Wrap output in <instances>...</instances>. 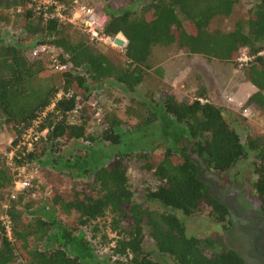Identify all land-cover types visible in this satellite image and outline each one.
Here are the masks:
<instances>
[{
	"label": "trees",
	"instance_id": "1",
	"mask_svg": "<svg viewBox=\"0 0 264 264\" xmlns=\"http://www.w3.org/2000/svg\"><path fill=\"white\" fill-rule=\"evenodd\" d=\"M40 1L0 0V20L10 11L20 20L19 34L0 37V124L11 137L8 151L39 119L37 130L44 132L29 150L15 151L12 164H49L54 180L48 205L30 212L28 205L20 206L18 194L27 189L9 200L3 213L11 222V239L0 221V264L16 259L24 264H160L142 249L144 233L175 264H244L235 252L216 249L210 237L187 235L175 211L184 217L204 214L222 228L230 225L227 208L211 193L195 155L217 177L249 158L253 193L264 215V0H250L246 17L227 31L207 27L214 17L228 16L238 0H102L96 7L107 17L102 32L124 39L117 63L103 51L106 45L75 35L66 21L44 17ZM54 1L66 9L72 3ZM40 43L53 49L52 56L31 55ZM155 45L233 64L244 49L249 59L239 69L241 79L254 91L239 109H261L257 123L247 121L241 137L229 111L210 102L201 88L192 99L167 91L160 99L138 101L139 118L135 111L130 114L133 108L118 111L121 117L105 111L103 129L91 132L93 93L118 85L122 96H130L147 76ZM53 59L66 68L57 70ZM74 141L83 143L79 152L65 156L61 147ZM134 172L142 198L159 211L136 201ZM12 180L0 153V210ZM105 216L116 235L111 263L96 258L81 231Z\"/></svg>",
	"mask_w": 264,
	"mask_h": 264
},
{
	"label": "rangeland",
	"instance_id": "2",
	"mask_svg": "<svg viewBox=\"0 0 264 264\" xmlns=\"http://www.w3.org/2000/svg\"><path fill=\"white\" fill-rule=\"evenodd\" d=\"M73 1V0H72ZM88 4V6L97 9L102 0H81ZM80 0L77 2L81 3ZM250 0H238L233 6L231 13L228 16L214 17L208 24V30L218 29L227 31L233 28L237 20L246 17V10ZM119 0L116 4H121ZM71 5V4H70ZM70 7V6H69ZM68 7V8H69ZM97 7V8H96ZM16 13V12H15ZM14 12L10 11L7 15V20H0V37L7 39L14 38L20 33V20L16 18ZM75 35H87L80 29L71 25ZM72 33V38H76ZM118 36L114 40L116 47L105 46L103 51L112 62H119L121 60L119 47L123 45L122 36ZM88 38V37H87ZM245 56L244 51H240L238 58L243 59ZM236 64L231 62L219 61L213 58H206L196 54H186L181 49L174 45L159 46L155 45L151 48L150 55V69L147 72L145 80L138 86L135 92L130 96H122L118 85L112 87H105L93 93L91 97V104L96 107V113L93 120L90 122V130L95 135L103 129L104 125L100 124L101 113L107 111L108 113H115L118 117L122 116L123 110L130 111L132 115L134 111L138 113V118L143 114L139 110L138 101H146L150 99H160L167 91L174 92L178 97L192 99L195 93L203 88L206 92L207 98L210 102L225 107L231 119H233V126L241 137L244 134V126L247 121L257 123V117L262 114L261 109L249 110L247 107L240 110L243 100L246 97L247 91L244 90L242 84L244 81L241 79L240 67L245 63L243 60L237 59ZM237 84L240 85L236 90ZM133 97V101L129 100ZM114 109H116L114 111ZM121 111V112H118ZM135 117L131 118V123ZM124 128V126L122 125ZM11 137L5 127L0 124V153L7 154L5 148L8 147ZM83 145L80 141H74L70 144L63 145L61 152L66 156L69 153L79 152V148ZM194 157L200 165L201 176L209 186L211 193L218 197L225 199L226 194H232L239 191L243 183H251L253 174L251 165L248 160L242 161L236 165L235 168L229 171L227 175L217 177L210 172L206 171L200 164V160ZM42 159V158H41ZM36 165L37 173L31 184V187L22 193L18 194L20 198L19 205H28V211H34L39 205H48L47 195L50 189V179L54 180V174L50 170L49 164ZM30 166V165H28ZM11 170L13 167L10 168ZM48 172L52 176H48ZM131 181L136 190V201L141 203L143 207L150 210L159 211L161 208L155 203L144 201L141 196V186L138 184L139 178L136 173H132ZM244 181V182H243ZM33 189V190H31ZM11 189L9 190V194ZM8 194V195H9ZM16 198V193H15ZM14 198V199H15ZM11 200L8 197L6 205ZM4 207L0 210V216L3 215ZM179 219L182 220L185 226L187 235L197 237H210L216 240L218 244H225L226 240L223 238L224 233L222 227L213 224L204 214H198L190 217L182 216L178 211H175ZM109 216L99 218L93 221L89 226L81 228L85 239L89 241L93 249V253L99 260H104L106 263H111L114 259L111 256L110 247L112 246L116 235L110 231L108 227ZM215 238V239H214ZM41 245V243H40ZM141 247L144 251H148L152 258L157 260L160 264H175L166 255L160 254L153 246V242L146 233H144ZM215 247V246H214ZM218 249V247H215ZM221 248V247H219ZM24 264L21 260L16 259L15 264Z\"/></svg>",
	"mask_w": 264,
	"mask_h": 264
},
{
	"label": "built area",
	"instance_id": "3",
	"mask_svg": "<svg viewBox=\"0 0 264 264\" xmlns=\"http://www.w3.org/2000/svg\"><path fill=\"white\" fill-rule=\"evenodd\" d=\"M40 2L43 5L42 14L44 17L49 16L59 21H66L70 25L84 32L87 35L88 39L93 43L117 48V45L114 43V40L118 35L110 36L102 32V28L107 20L105 13L88 5H85L83 3H79L77 2V0H73L70 7L67 9L63 4L58 3L57 1L54 0H41ZM48 7H51V12H48L46 10ZM65 10L67 11V14L64 13ZM123 44H124V40H123ZM122 49H123V45L119 47L120 51H122ZM241 51H244V49H242ZM30 53L32 56H41V55L52 56L53 49L50 46L46 45L45 43H40L34 46L31 49ZM237 59L246 62L249 59V57L246 56L243 59L240 58ZM53 62L55 63V67L57 70H63L67 66V64L57 63L55 59H53ZM61 94L62 93L59 91L56 94V98L60 97ZM44 113L45 111L42 112V114ZM38 121L39 119L34 120L32 124L21 133L17 144L14 147H10V149L7 151V154L5 155L6 165H8L10 168L13 167V169L11 170L13 180L11 186V193L9 194L10 199L15 198L16 191H21L30 188L36 176L37 173L36 165H30V166L22 165V166L14 167L12 164V155L15 151L22 148L25 151L29 150L32 147L34 141L38 138V136L44 132V130L40 132L37 130ZM3 207L5 208L6 204H4ZM0 221L5 236L8 239H11V222L9 218L7 217L6 214L3 213V215L0 216Z\"/></svg>",
	"mask_w": 264,
	"mask_h": 264
},
{
	"label": "flooded vegetation",
	"instance_id": "4",
	"mask_svg": "<svg viewBox=\"0 0 264 264\" xmlns=\"http://www.w3.org/2000/svg\"><path fill=\"white\" fill-rule=\"evenodd\" d=\"M216 199L226 206L230 225L222 228L225 244L214 240L213 246L235 252L244 264H264V215L251 183H243L225 199Z\"/></svg>",
	"mask_w": 264,
	"mask_h": 264
},
{
	"label": "crops",
	"instance_id": "5",
	"mask_svg": "<svg viewBox=\"0 0 264 264\" xmlns=\"http://www.w3.org/2000/svg\"><path fill=\"white\" fill-rule=\"evenodd\" d=\"M240 85H243V88H244V90L245 91H247V94H246V97H245V99L254 91V87L252 86V85H250L248 82H246V81H244L242 84H240ZM240 85L239 84H237V88H236V90H238L239 89V87H240ZM244 99V100H245ZM243 100V101H244Z\"/></svg>",
	"mask_w": 264,
	"mask_h": 264
}]
</instances>
